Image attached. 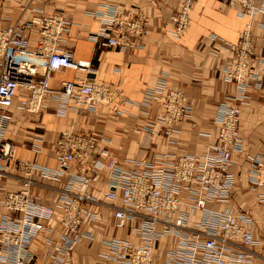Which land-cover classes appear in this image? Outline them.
I'll use <instances>...</instances> for the list:
<instances>
[{"label":"built area","instance_id":"2783aa9c","mask_svg":"<svg viewBox=\"0 0 264 264\" xmlns=\"http://www.w3.org/2000/svg\"><path fill=\"white\" fill-rule=\"evenodd\" d=\"M196 1L181 0L171 17L173 38L179 39L189 28ZM222 1L249 20L256 15L264 19V0ZM97 16L102 32L90 39L99 48H139L148 25L142 14L113 9ZM70 25L68 19L54 15L35 17L21 28L0 30V177L10 167L19 181L18 190L6 191L0 198V264H31L35 258L31 245L40 234L46 235V264H71L72 254L83 240L101 246L97 256L114 264H254L252 248L262 246V237H255L254 217L236 202L238 176L229 171L233 156H240L249 172L248 189L257 204L264 206V143L258 153L248 154L239 133L240 108L249 104L247 90L261 87L257 66L264 65L263 57L253 62L251 24L235 43L224 45L228 57L219 68L220 78L232 84L235 93L218 108L214 142L200 154L177 157L171 163L136 162L133 171L119 166L91 131L61 133L55 144V169L17 160L15 146L3 139L6 109L16 105L37 115L52 93L54 74L86 70L59 48ZM32 28L38 36L33 48L22 35ZM259 28L264 37V23ZM56 94L63 105L71 101L74 109L97 112L103 108L118 116L126 113L117 102L121 92L105 84L65 81ZM140 105L161 108L156 123L165 138L191 111L185 92L172 88L165 75L145 92ZM71 165L76 166L75 172L57 187L52 204L39 203L31 192L35 176L57 185ZM103 171L104 188L96 191L93 187L101 181ZM106 210L112 213L116 231L129 230L127 237L95 241V227ZM51 234L53 238L48 237Z\"/></svg>","mask_w":264,"mask_h":264},{"label":"crops","instance_id":"0c3cea01","mask_svg":"<svg viewBox=\"0 0 264 264\" xmlns=\"http://www.w3.org/2000/svg\"><path fill=\"white\" fill-rule=\"evenodd\" d=\"M181 0H0V30L21 28L35 17L61 15L71 22L63 34L59 48L70 53L83 72L65 70L56 73L50 81V93L43 101L37 115H30L16 105L5 110L3 139L16 148L17 160H24L55 169V144L61 133L68 130L94 132L98 144L111 154L115 162L133 171L136 162L163 161L171 163L177 157L202 153L214 142L216 114L221 104L235 93L232 84L222 81L219 68L228 57L224 45L235 43L247 24L255 40L253 62L264 58L263 31L259 28L264 19L256 15L252 20L229 8L222 0H197L190 14V26L179 39L172 36L173 14L179 10ZM113 9L129 10L142 14L148 22L147 32L139 48L120 51L99 48L90 36L101 33L98 14ZM35 28V27H34ZM23 31L30 47L37 45L36 30ZM261 87L249 88L248 106L240 108L239 133L243 149L256 154L264 143V65H258ZM165 75L172 88L185 92L191 111L187 119L173 125L168 138L156 123L159 106L143 107L145 92L155 86L158 78ZM87 80L105 84L121 92L117 100L126 113L114 115L99 108L97 112L86 108L74 109L71 101L62 104L57 91L62 82ZM20 97L18 98V100ZM134 104L138 109H132ZM1 115V111H0ZM6 117V118H5ZM150 124H154L149 129ZM36 148L38 150H36ZM36 150V151H35ZM234 166L229 171L238 176L234 198L239 206L255 219L256 229H264V206L258 205L255 194L248 189L247 164L240 156H233ZM71 165L62 174L60 184L54 185L35 176L32 194L39 203L51 205L56 189L67 183L69 174L75 172ZM0 177V198L6 191L19 188L18 175L7 169ZM106 181V171L93 189L101 191ZM47 186L48 188H45ZM52 186V187H51ZM264 190H262L263 192ZM129 230L116 231L111 211L102 214L95 227V241L112 236L127 237ZM262 246L252 248L254 264H264V234ZM48 237L53 238L54 234ZM46 235L40 234L31 245L35 258L31 264H46L43 253ZM101 246H90L82 241L74 250L75 264H114L97 256Z\"/></svg>","mask_w":264,"mask_h":264},{"label":"rangeland","instance_id":"374dc122","mask_svg":"<svg viewBox=\"0 0 264 264\" xmlns=\"http://www.w3.org/2000/svg\"><path fill=\"white\" fill-rule=\"evenodd\" d=\"M262 234H264V229L262 228L256 229V236L258 235L259 237H262L263 236ZM75 263H76L75 259H72L71 264H75Z\"/></svg>","mask_w":264,"mask_h":264},{"label":"bare ground","instance_id":"6f19581e","mask_svg":"<svg viewBox=\"0 0 264 264\" xmlns=\"http://www.w3.org/2000/svg\"><path fill=\"white\" fill-rule=\"evenodd\" d=\"M260 77V76H259ZM233 96V95H232ZM251 155H253V154H251Z\"/></svg>","mask_w":264,"mask_h":264}]
</instances>
